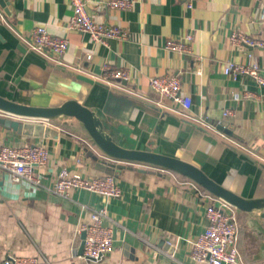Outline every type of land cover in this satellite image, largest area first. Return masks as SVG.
I'll return each instance as SVG.
<instances>
[{"label":"crops","instance_id":"crops-1","mask_svg":"<svg viewBox=\"0 0 264 264\" xmlns=\"http://www.w3.org/2000/svg\"><path fill=\"white\" fill-rule=\"evenodd\" d=\"M109 1L87 0L96 21L128 30L127 39L111 38L107 46L69 26L70 0L0 4V95L35 107L76 100L96 112L118 145L179 158L244 198H264V86L252 77L233 79L224 73L227 63L247 64L252 53L264 75V48L232 40L235 33L264 40L259 18L264 0H190L191 6L184 0H130V10L113 9ZM40 25L68 40L61 64L26 43ZM188 34V51L165 48L168 39ZM116 67L130 68L133 82H105V71ZM164 75L179 77L192 98L189 110L151 89L150 79ZM244 91L252 95L233 98ZM228 109L233 114L223 118ZM0 118L6 119L0 122V147L44 145L49 150L47 165L36 170L38 186L14 182L0 169V264L11 258H37V264H205L192 259L191 242L208 226L207 207L220 204L217 196H203L178 173L117 162L126 166L115 169L121 197L74 189L63 198L51 191L63 169L87 177L107 175L96 168L92 153L99 149L80 130V121L23 120L53 130L35 136L12 128L8 120H21L14 115L0 111ZM222 120L230 122L232 134L217 127ZM104 206L114 249L99 260L84 258L79 230L93 209ZM237 216L244 260L264 264V209H237Z\"/></svg>","mask_w":264,"mask_h":264},{"label":"built area","instance_id":"built-area-1","mask_svg":"<svg viewBox=\"0 0 264 264\" xmlns=\"http://www.w3.org/2000/svg\"><path fill=\"white\" fill-rule=\"evenodd\" d=\"M189 6L192 5L190 0ZM73 13L70 17L71 28L88 33L92 40L104 46L108 45L111 38L127 39L128 30L114 24H107L96 21L87 9V0H70ZM133 3L130 0H110L109 7L118 10H130ZM5 20L4 17H2ZM259 18L264 22V7L261 9ZM11 26V25H10ZM11 28H13L11 26ZM232 40L236 44H247L252 47L264 48V40H255L252 37L235 33ZM31 50L47 55L52 54L51 59L62 63V58L68 50L69 43L66 38L53 35L46 26H37L29 37L25 38ZM192 35L188 34L184 39L170 38L165 48L171 51L184 52L189 50ZM48 56V55H47ZM91 58V56H88ZM247 64L227 63L224 73L237 79L239 75H245L255 79L261 86H264V75L261 74V67L252 53L248 55ZM133 71L127 67L108 68L104 74V81L114 85L113 80L120 83L133 82ZM150 86L157 94L169 99L174 104L180 105L183 109L189 110L192 106V98L183 89L181 80L177 75L157 76L150 79ZM252 95L248 91L235 92L233 98L238 101L242 97ZM231 110L223 111V118L230 117ZM49 161V150L44 145L16 146L6 145L0 147V169L7 173L14 182L27 181L34 186L41 183L36 175L37 169L44 168ZM161 171L164 168L155 167ZM198 192L203 196L206 192L200 185L193 181ZM74 189L87 190L97 193L107 199L121 197L122 190L115 175L107 174L99 177H87L80 172L71 173L63 169L51 191L63 198H69L70 192ZM211 195V193L207 192ZM213 195V194H212ZM207 196V195H206ZM219 205L210 204L207 207L206 215L209 221L206 229L192 241L191 257L194 261L205 264H248L241 253L239 240V222L236 210L227 201L218 198ZM109 219L106 206L95 208L90 215V221L83 223L79 232H86L84 250L80 254L84 258L99 260L114 249L113 230L106 226ZM37 258H11L5 264H37Z\"/></svg>","mask_w":264,"mask_h":264},{"label":"water","instance_id":"water-1","mask_svg":"<svg viewBox=\"0 0 264 264\" xmlns=\"http://www.w3.org/2000/svg\"><path fill=\"white\" fill-rule=\"evenodd\" d=\"M0 4L3 7L7 6L6 0H0ZM0 111L21 119L8 120V123L12 128L24 135L49 136L53 130L43 123L34 124L32 122H23V120L54 121L63 117L77 119L88 131L92 141L99 148V150H95V154L92 153V157L96 161V168L107 174L115 175L116 168L124 169L126 167L125 165L116 164L117 162H131L160 167L191 179L211 194L227 201L239 210L253 212L254 210L264 209V198H244L225 188L209 177L202 169L189 162L158 152L127 149L118 145L105 131L103 123L96 112L76 100H68L61 106L56 107H35L13 102L0 95ZM0 122L5 124L6 119L0 118ZM229 123L227 120H222L217 121L216 125L219 129L232 134L228 130ZM138 170L146 171L145 169ZM85 237L86 232H82L83 241L80 253L84 250Z\"/></svg>","mask_w":264,"mask_h":264},{"label":"rangeland","instance_id":"rangeland-1","mask_svg":"<svg viewBox=\"0 0 264 264\" xmlns=\"http://www.w3.org/2000/svg\"><path fill=\"white\" fill-rule=\"evenodd\" d=\"M77 120V119H76ZM80 130L83 132V134L85 135V137L88 139V140H92L88 131L84 128V126L82 125V128L80 127ZM92 150H90V153L93 152V146L91 147ZM99 149V148H98ZM236 213H237V210H236ZM238 217V216H237ZM239 222V221H238Z\"/></svg>","mask_w":264,"mask_h":264},{"label":"trees","instance_id":"trees-1","mask_svg":"<svg viewBox=\"0 0 264 264\" xmlns=\"http://www.w3.org/2000/svg\"><path fill=\"white\" fill-rule=\"evenodd\" d=\"M204 189V188H203ZM206 192H208L206 189H204ZM210 193V192H209Z\"/></svg>","mask_w":264,"mask_h":264}]
</instances>
